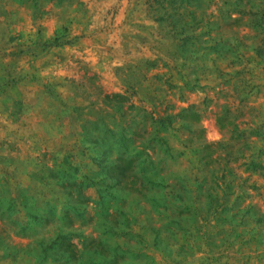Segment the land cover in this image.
Returning <instances> with one entry per match:
<instances>
[{
    "label": "rangeland",
    "instance_id": "rangeland-1",
    "mask_svg": "<svg viewBox=\"0 0 264 264\" xmlns=\"http://www.w3.org/2000/svg\"><path fill=\"white\" fill-rule=\"evenodd\" d=\"M0 264H264V0H0Z\"/></svg>",
    "mask_w": 264,
    "mask_h": 264
}]
</instances>
